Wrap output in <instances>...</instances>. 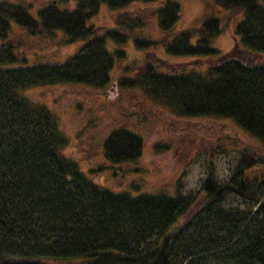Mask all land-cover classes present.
Here are the masks:
<instances>
[{
	"label": "trees",
	"instance_id": "1",
	"mask_svg": "<svg viewBox=\"0 0 264 264\" xmlns=\"http://www.w3.org/2000/svg\"><path fill=\"white\" fill-rule=\"evenodd\" d=\"M27 1L0 0V264H264V0H214L242 14L227 53L211 45L222 32L217 19L173 33L180 4L163 0L155 17L166 52L201 63L120 82L176 116L230 119L251 139L235 149L241 158L229 177L219 182L209 167L196 194L94 184L62 153L55 115L25 96L42 85L104 87L114 60L106 43H124L142 22L118 16L106 28L87 20L101 6L120 11L158 0H45L34 8ZM27 36L84 45L64 62H26ZM150 41L135 42L161 43ZM101 145L109 163H127L139 159L143 140L123 125ZM229 196L247 206L225 204Z\"/></svg>",
	"mask_w": 264,
	"mask_h": 264
},
{
	"label": "rangeland",
	"instance_id": "2",
	"mask_svg": "<svg viewBox=\"0 0 264 264\" xmlns=\"http://www.w3.org/2000/svg\"><path fill=\"white\" fill-rule=\"evenodd\" d=\"M177 1L180 15L172 28L173 33L197 29L204 19L215 18L222 32L212 40V47L221 53L233 50L238 42L235 28L242 14L233 15L214 0ZM27 2L34 8L46 1ZM162 4L163 0L133 3L120 11L101 6L87 20V24L94 27L106 28L114 27L118 16L128 17L126 22L130 19L142 22V25H135L124 43H106L114 60L109 71L110 80L104 87L97 89L74 83L42 85L26 89L25 96L43 104L55 115L66 138L62 153L76 162L79 170L94 184L116 191H172L178 187L183 194H196L209 167L219 182L225 181L241 158L235 149L251 139L230 119L179 117L150 103L140 90L120 87L123 78L132 77L137 72L147 73L153 69L165 72L201 63L192 56L166 52L164 31L155 17L156 8ZM18 33L12 31L10 37L18 39ZM139 38L161 43L140 48L135 42ZM14 44L15 47L18 45ZM23 45L26 62H64L76 54L84 42L63 43L27 36ZM117 52H121V56L116 55ZM123 125L140 135L142 153L137 161L111 164L104 158L101 144L110 129ZM254 161L256 158L249 162L254 165ZM225 204L240 208L247 206L236 196H229Z\"/></svg>",
	"mask_w": 264,
	"mask_h": 264
}]
</instances>
